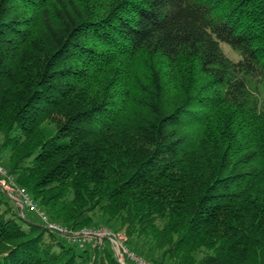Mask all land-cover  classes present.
<instances>
[{
	"label": "trees",
	"instance_id": "obj_1",
	"mask_svg": "<svg viewBox=\"0 0 264 264\" xmlns=\"http://www.w3.org/2000/svg\"><path fill=\"white\" fill-rule=\"evenodd\" d=\"M261 85L264 0H0L7 176L151 264H264ZM71 238L0 186V264H121Z\"/></svg>",
	"mask_w": 264,
	"mask_h": 264
},
{
	"label": "built area",
	"instance_id": "obj_2",
	"mask_svg": "<svg viewBox=\"0 0 264 264\" xmlns=\"http://www.w3.org/2000/svg\"><path fill=\"white\" fill-rule=\"evenodd\" d=\"M0 186L4 189V187H8L7 194L18 204L20 208H28L30 211L35 212L38 217L41 219L43 224L51 231L61 233L64 235H70V238H74V241L79 243H85L86 240L89 242L93 240H103L104 238H108L113 246L114 252L118 261L121 264H126L125 259L129 258L137 264H151L143 258L137 257L134 253H132L124 244L123 241L125 237L123 235H115L107 229L100 230H84L78 236H74V233L69 232L64 229L60 225L50 222L48 216L40 209L38 204L27 194L24 190H20L14 184V180L7 176L6 171L0 165ZM7 185V186H6Z\"/></svg>",
	"mask_w": 264,
	"mask_h": 264
},
{
	"label": "rangeland",
	"instance_id": "obj_3",
	"mask_svg": "<svg viewBox=\"0 0 264 264\" xmlns=\"http://www.w3.org/2000/svg\"><path fill=\"white\" fill-rule=\"evenodd\" d=\"M222 49H223V52L230 58V59H232V60H235V61H237L238 59H239V55L229 46V45H227V44H223L222 45ZM260 90H261V93H262V97L264 98V85H261V88H260ZM8 156V155H7ZM0 164H1V166L4 168V169H6L7 170V166H8V163H7V161H1L0 162ZM7 186V185H6ZM8 187H4V190H7L8 191V189H7ZM18 205V204H17ZM20 208V207H19ZM20 210H22V208H20ZM25 215H27L28 217H29V219H31L34 223H36V224H43L42 223V221H41V219L38 217V215L35 213V212H33V211H30L28 208H26V210H25ZM84 230H86V229H83L82 231H84ZM81 231V232H82ZM81 232H75L74 233V236H78L79 234H81ZM124 234V233H123ZM60 236V235H59ZM61 237H63V236H61ZM72 240L71 241H73V239L74 238H71ZM86 243H91V244H93V246H96V245H100V244H102L100 241H96V240H93V241H91V242H89L88 240H86ZM85 243V244H86ZM80 245H84V243H81Z\"/></svg>",
	"mask_w": 264,
	"mask_h": 264
},
{
	"label": "water",
	"instance_id": "obj_4",
	"mask_svg": "<svg viewBox=\"0 0 264 264\" xmlns=\"http://www.w3.org/2000/svg\"><path fill=\"white\" fill-rule=\"evenodd\" d=\"M24 211H25V208L23 207V208H22V214L24 213Z\"/></svg>",
	"mask_w": 264,
	"mask_h": 264
}]
</instances>
